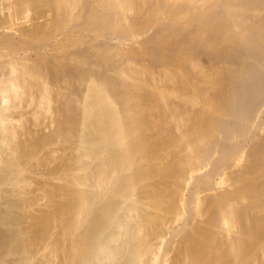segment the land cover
<instances>
[{
  "label": "bare ground",
  "instance_id": "bare-ground-1",
  "mask_svg": "<svg viewBox=\"0 0 264 264\" xmlns=\"http://www.w3.org/2000/svg\"><path fill=\"white\" fill-rule=\"evenodd\" d=\"M0 264H264V0H0Z\"/></svg>",
  "mask_w": 264,
  "mask_h": 264
},
{
  "label": "rangeland",
  "instance_id": "rangeland-1",
  "mask_svg": "<svg viewBox=\"0 0 264 264\" xmlns=\"http://www.w3.org/2000/svg\"><path fill=\"white\" fill-rule=\"evenodd\" d=\"M54 27H55V26H54ZM111 45H115V46H116V45H118V44H117V42H116V43L113 42V43H111ZM143 63H145V62H143Z\"/></svg>",
  "mask_w": 264,
  "mask_h": 264
}]
</instances>
